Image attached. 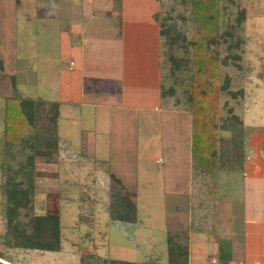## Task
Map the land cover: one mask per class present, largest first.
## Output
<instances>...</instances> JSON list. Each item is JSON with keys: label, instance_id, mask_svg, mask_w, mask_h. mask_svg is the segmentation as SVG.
<instances>
[{"label": "crops", "instance_id": "crops-1", "mask_svg": "<svg viewBox=\"0 0 264 264\" xmlns=\"http://www.w3.org/2000/svg\"><path fill=\"white\" fill-rule=\"evenodd\" d=\"M158 10L159 0H0V61L3 64L0 99H13L7 88L25 91L19 87L24 76L31 80L30 76L42 75L38 79L43 80V72H38L29 62H22L17 35L19 19L27 22L37 18L41 33L46 34L45 46L48 41L53 42L50 49L52 45L57 47L53 50H58L61 62H67L65 68L69 72L58 98L56 94H48L49 86L44 89L38 85L34 98L29 99L34 102L33 132L51 118L38 117L42 105L44 112L57 110L53 115L55 130L52 129L53 133L57 132L52 134L55 139L37 137L39 154L51 156L43 164L50 168L51 159L58 154L57 149L50 152L47 146L53 144L59 149L63 144L75 159L79 156L89 158L92 163H111L109 174L100 175L111 178L114 184L111 188L116 191L133 193L138 198L140 195L139 201H145L142 197L150 194L162 204L169 197V209L177 219L172 220L173 224L182 227L179 233L188 232V242L177 243L188 249V264H194L188 244L196 233L212 234L214 238L212 243L208 239L204 241L214 252L208 264H264V145L257 143L255 135H246V139L243 136L247 150L246 145L241 146L237 161L225 162L220 151L217 176L195 179L193 117L189 112L164 107L162 101ZM62 106L70 108L66 112L68 129L74 137L75 133H82L78 151L71 144L73 138L59 136V120L65 111ZM148 112L167 125L161 126V142L154 146L157 149L154 153L162 158L170 157V166L175 160L179 172L169 173L162 166L154 181L141 178L139 186V167L135 163L139 158V142L135 144L126 135V129L133 126L135 119L153 124ZM168 126L173 132L170 140L164 139ZM244 134L242 131L241 137ZM148 142L146 145L150 147L152 141ZM158 161L165 164L161 158ZM144 169L146 174L150 172L148 164ZM142 184L148 185L145 192ZM46 197L43 214L51 208L50 193ZM53 200L62 202L60 194H55ZM188 227L190 231L185 229Z\"/></svg>", "mask_w": 264, "mask_h": 264}, {"label": "rangeland", "instance_id": "rangeland-1", "mask_svg": "<svg viewBox=\"0 0 264 264\" xmlns=\"http://www.w3.org/2000/svg\"><path fill=\"white\" fill-rule=\"evenodd\" d=\"M180 1L176 0L172 3L173 5L177 4L178 9L183 13L185 8ZM172 3L169 0L168 4L172 5ZM228 7L230 5L225 2L221 4L219 0L208 5L205 3V7L202 4L201 9H205L203 12L199 11L198 14L201 15L202 20L205 22L201 20V25H196L200 34L196 33L195 35L199 42H206L205 38L213 36L221 25L223 27V25L236 21L235 17H232V15H235L234 11L225 15L224 9L229 11ZM161 8L162 4L160 2V10L157 11L159 23L163 21V18L160 21ZM237 9L238 12L242 11L245 14L244 31L242 32L244 41L242 59L246 70L244 77V121L243 126L236 127L228 124L227 120L225 121L223 118L220 122L221 130L225 131L220 139L219 152L222 151L224 161L228 163L234 160L237 161L241 146L244 147L246 145L242 141L243 136L246 139V135L247 137L248 135H255L258 137L256 139L257 143L264 145V0H240L237 4ZM31 13L32 11L29 12V14ZM195 17L194 15V23L196 21ZM33 19L35 21L31 19V21L27 22L24 19H19L17 35L21 45L19 50L22 51L19 54L24 64L29 62L32 67L36 66L38 68V72H43V80L40 82L38 79L42 75H34V78L29 75L31 80L29 78L25 79V76L22 79L21 76L20 79L22 80L19 81V87L25 91L17 92L10 88L7 89L11 92L13 99L29 100L34 98L37 88H39L38 85H42L44 89L49 86L48 90H46L48 94H56L58 98V94L69 76V72L65 68L68 64L66 61L61 62L58 57V50H53L57 48L56 46L52 45L53 49H50L49 45L53 42L48 41L47 46H45L46 34L41 33L42 26L36 20L37 18ZM190 22L187 24V29L192 26ZM202 22L204 23L203 25ZM21 64L20 62L19 66ZM26 84L29 85L28 89ZM1 91H3L2 88ZM4 98L0 99L1 260L4 259L10 264H148L152 261L151 259H154V262L166 264L170 256L168 236H172L175 242H180L181 245L188 242V232L186 231L187 234L185 235L179 233L178 229L182 227L179 228L173 224L172 220L176 218L174 217L175 213H171L169 209L171 205L169 197L166 198L167 202L162 204V201L155 200L154 196L150 194H145L142 197L145 201H139L140 195L138 198L136 194H129L132 201L139 207L138 217L141 219L139 220L140 223L130 225L114 221L108 212L111 192L114 191L111 187L114 184L111 178L108 177L106 179V177L102 178L101 176L106 173L109 174L108 168H111V163L107 161L100 164L96 161L92 163L93 161L89 158H80L79 156L75 159L74 156H71L72 153H70L68 146L66 147L62 144L59 145L60 148L58 149L51 144L47 146L48 151L52 152V149H57L58 154L54 157L52 156L53 158L50 161L52 165L49 168L48 164H43V162L47 161V158L51 156L43 152L39 154L38 148H40V145L36 144V142L37 137L46 140L55 139L52 134H57V132L53 133L52 129L55 130L53 115L55 116L57 110L53 108L52 112L51 110H45L44 112L42 110L44 105H42L37 112L38 117L51 118L49 121L44 120L46 125L38 127L32 134L29 131L28 119H25V115L17 107H13V99L6 101ZM62 108L65 111L61 112L59 120V136L61 138H73V140L70 139L71 144L74 147V151H78V142L80 143V139L83 137L82 133H75L74 137V134L71 133L72 130L68 129L66 117V112L69 113L70 108L66 106H62ZM148 115L152 117L153 124H145L141 119L140 121L135 119L132 120L133 126L126 129V135L135 144L139 142V158L135 162L139 167V186L141 185V178L154 181L162 166H165L169 173L179 172L178 164L175 160L171 161L170 166L168 164L170 157L165 155L162 158L159 153L156 155L157 149L154 146L160 145V139L162 138L161 126L166 127L167 125L156 119L157 116L155 114L152 115V113L148 112ZM7 126L9 127L8 136ZM242 131L245 134L241 137ZM164 132V139H172L173 132L169 126ZM75 140L76 142L74 143ZM149 140L152 141L150 147L146 145ZM20 141L25 145L33 142L31 149L35 157L34 178L32 180L34 185V212L37 215H42L45 212L43 208H45L46 195L49 193L52 200L55 194H60L61 196V203L50 201L53 203L52 206L56 205L55 208L59 206L61 210L62 249L58 253L23 251L22 249L9 250L6 247V240L4 239L7 232L8 216L6 181L10 177V164L6 163L9 160L15 164L22 162V158H18V154L22 148L26 147H19L22 145ZM79 153L81 152L79 151ZM41 158L43 159L42 161L39 160ZM160 158L165 161V164L161 165L159 163L158 160ZM36 160H38L39 164ZM29 162V160L23 161L25 166H28ZM44 163H48V161ZM91 163L92 165L90 166L89 164ZM145 164L150 166L148 174H146L144 169ZM133 165L135 166V164ZM122 172L124 173V171ZM151 172H153L154 176ZM237 176L236 174V179L238 178ZM234 186H237L236 182ZM147 188L148 185L142 184L141 189L144 192ZM164 207L167 208V211ZM200 207L201 205L198 207L199 211L201 210ZM207 213L215 215L217 212L209 211ZM194 221L196 222L197 219L195 218ZM185 229L190 231L189 227ZM206 239H208L207 241L210 240L211 243L214 240L212 234L196 233L192 235L188 245L191 248L190 257L193 259L194 264H208L209 256L214 253L209 245L204 244ZM0 264L4 263L0 262Z\"/></svg>", "mask_w": 264, "mask_h": 264}, {"label": "trees", "instance_id": "trees-1", "mask_svg": "<svg viewBox=\"0 0 264 264\" xmlns=\"http://www.w3.org/2000/svg\"><path fill=\"white\" fill-rule=\"evenodd\" d=\"M216 1L181 0L185 8L182 13L177 4L169 5V0H160V21L163 18L160 23L162 101L164 107L189 112L193 117L192 147L196 180L217 176L220 139L225 131L220 127L222 118L233 127L243 126L244 121L246 70L242 59V32L245 14L238 12L240 0H219L221 4L225 2L230 5L229 11L224 9L225 15L234 11L235 15H231L235 17V22L223 25L224 28L221 25L213 36L205 38L206 42H199L195 38L196 33L200 34L196 25H201L202 18L198 13L205 9H201L202 4L205 7V3L208 5ZM188 22L192 24L189 29ZM0 68H3L1 61ZM13 102V107H17L28 119L29 131L33 134L34 102L21 98L13 99ZM8 133L7 126V136ZM21 144L19 147H26L18 154L22 162L15 164L9 160L6 163L10 164V177L6 181V247L9 250L58 253L62 249L60 207L55 208L56 205L52 206L50 202L51 208L47 213L37 215L34 212L33 143ZM26 160L30 161L28 166L23 163ZM113 190L108 210L110 217L116 222L140 223L138 207L129 194ZM168 242L170 256L166 264H188V249L178 245L172 236H168ZM151 260L148 264H164ZM2 263L9 262L5 260Z\"/></svg>", "mask_w": 264, "mask_h": 264}, {"label": "bare ground", "instance_id": "bare-ground-1", "mask_svg": "<svg viewBox=\"0 0 264 264\" xmlns=\"http://www.w3.org/2000/svg\"><path fill=\"white\" fill-rule=\"evenodd\" d=\"M0 260H1V259H0ZM2 260H3V259H2ZM2 260H1V262H3Z\"/></svg>", "mask_w": 264, "mask_h": 264}, {"label": "built area", "instance_id": "built-area-1", "mask_svg": "<svg viewBox=\"0 0 264 264\" xmlns=\"http://www.w3.org/2000/svg\"><path fill=\"white\" fill-rule=\"evenodd\" d=\"M72 65H73V63H72ZM1 262V261H0Z\"/></svg>", "mask_w": 264, "mask_h": 264}]
</instances>
